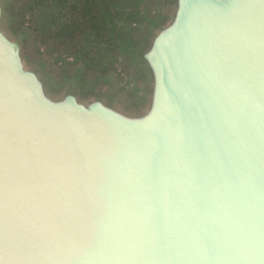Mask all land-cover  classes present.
Masks as SVG:
<instances>
[{
  "label": "water",
  "instance_id": "95a60500",
  "mask_svg": "<svg viewBox=\"0 0 264 264\" xmlns=\"http://www.w3.org/2000/svg\"><path fill=\"white\" fill-rule=\"evenodd\" d=\"M146 109L26 66L0 0V264H264V0H172Z\"/></svg>",
  "mask_w": 264,
  "mask_h": 264
},
{
  "label": "rangeland",
  "instance_id": "374dc122",
  "mask_svg": "<svg viewBox=\"0 0 264 264\" xmlns=\"http://www.w3.org/2000/svg\"><path fill=\"white\" fill-rule=\"evenodd\" d=\"M3 4L7 32L21 39L26 66L40 73L53 97H61L72 85L84 102L98 95L125 113L146 109L151 82L131 48L147 46L171 17L172 0H3ZM78 74L83 76L80 82L68 81Z\"/></svg>",
  "mask_w": 264,
  "mask_h": 264
},
{
  "label": "trees",
  "instance_id": "16d2710c",
  "mask_svg": "<svg viewBox=\"0 0 264 264\" xmlns=\"http://www.w3.org/2000/svg\"><path fill=\"white\" fill-rule=\"evenodd\" d=\"M132 45H130V47H131ZM135 48V47H134ZM134 48H131L132 49V51L134 52V53H136V51L137 50H134ZM83 76L81 75V74H78V75H73L72 77H70V78H67L68 79V81H75V80H78V82H80L79 81V79H83L82 78ZM71 83V82H70Z\"/></svg>",
  "mask_w": 264,
  "mask_h": 264
}]
</instances>
